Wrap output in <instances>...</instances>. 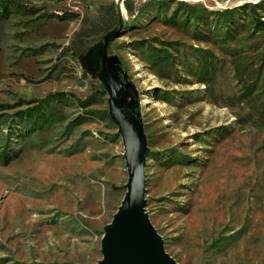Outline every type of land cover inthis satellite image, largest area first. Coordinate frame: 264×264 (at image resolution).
<instances>
[{
	"label": "rangeland",
	"instance_id": "374dc122",
	"mask_svg": "<svg viewBox=\"0 0 264 264\" xmlns=\"http://www.w3.org/2000/svg\"><path fill=\"white\" fill-rule=\"evenodd\" d=\"M19 1L0 264H120L129 216L175 264H264V0Z\"/></svg>",
	"mask_w": 264,
	"mask_h": 264
},
{
	"label": "water",
	"instance_id": "95a60500",
	"mask_svg": "<svg viewBox=\"0 0 264 264\" xmlns=\"http://www.w3.org/2000/svg\"><path fill=\"white\" fill-rule=\"evenodd\" d=\"M134 202L138 204L136 210L141 213V198L139 194H136ZM134 202L132 201V205ZM105 264H111L109 252L106 253ZM120 264L175 263L165 254L161 246L155 245L149 238L146 221L142 219L136 224V218L129 216L123 232L122 260Z\"/></svg>",
	"mask_w": 264,
	"mask_h": 264
},
{
	"label": "trees",
	"instance_id": "16d2710c",
	"mask_svg": "<svg viewBox=\"0 0 264 264\" xmlns=\"http://www.w3.org/2000/svg\"><path fill=\"white\" fill-rule=\"evenodd\" d=\"M19 2H20L19 0H0V8L2 10V13L7 14L14 7L20 8L21 4ZM126 2L127 0L124 1V3ZM255 6H258V5L256 4ZM128 9L131 10L130 8ZM108 14H110V16L112 15V19L110 18V20L108 19L105 20L106 26L104 27L103 33L102 35H100V37L95 39L94 42L100 40L103 37V35L110 32L112 29H114L117 26V19H118L117 7L114 5V7L112 8V12H108ZM255 24H256L257 29L261 30L264 35V21L257 17ZM108 46H109L108 48L110 49V42ZM207 70L208 69L206 68L204 71L205 75L207 74ZM30 117H27L25 112H19L17 115L18 124L22 125L25 122H28L27 120H29ZM6 156H7L6 158H8V154Z\"/></svg>",
	"mask_w": 264,
	"mask_h": 264
}]
</instances>
